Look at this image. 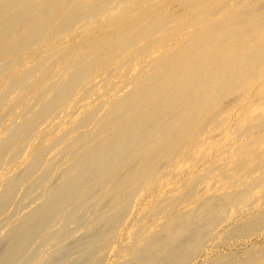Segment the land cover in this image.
<instances>
[{"label":"bare ground","instance_id":"1","mask_svg":"<svg viewBox=\"0 0 264 264\" xmlns=\"http://www.w3.org/2000/svg\"><path fill=\"white\" fill-rule=\"evenodd\" d=\"M39 1L24 0L23 4L30 3L29 14L18 12L20 20L14 17L13 25H26L27 17L39 10ZM173 3L179 5L180 12H171ZM67 12L56 25L60 27L55 36L85 32L102 19H107V32L99 30L103 36L96 41L85 42L81 37L84 48L80 54L65 55L62 63H50L55 52L38 53V62L26 68L2 94L3 103L13 105L16 94L27 91L35 81L44 83L45 75L55 71L53 80L49 84L46 80L45 88L35 89L24 110L2 129L0 168L21 157L35 131L49 127L55 115L69 113L73 118L70 131L76 135L67 140L57 134L42 151L37 149L41 152L33 159L28 158L18 176L5 179L8 183L0 194V227L6 225L0 236V264H16L38 247L35 255H42L45 264L52 263L54 256L64 248L67 251L72 234L71 241L81 240V249L74 251L72 260L90 257L103 241L121 230L138 198L159 178L172 183L192 165L196 175L188 177L185 192L176 194L173 189L175 194L154 209L164 220L156 237L144 236L154 225H144L146 232L140 227L131 232L137 249L122 264H183L199 248L203 236L223 221L224 213L246 214L254 203L257 215L241 229L248 233L258 229L264 222V0H80ZM125 21L136 22L124 28ZM47 25L44 20L27 25L31 37H24L26 45L43 41ZM8 65L0 64V76L7 75ZM2 115L0 118H5ZM47 154L46 172L24 188L13 217L5 210L7 201L42 167V156ZM207 158L212 162L203 165ZM58 163L61 170L55 168L61 178L56 185H48L47 171ZM184 180L180 181L184 184ZM201 191L207 195L202 203L195 209L179 210ZM32 202L38 204L37 210L25 211ZM54 215L64 220L63 228L54 234L67 244L62 241L63 246L46 253L54 238L46 229ZM200 222L203 225L194 230L193 225ZM242 263L264 264V246Z\"/></svg>","mask_w":264,"mask_h":264},{"label":"rangeland","instance_id":"2","mask_svg":"<svg viewBox=\"0 0 264 264\" xmlns=\"http://www.w3.org/2000/svg\"><path fill=\"white\" fill-rule=\"evenodd\" d=\"M12 1V2H11ZM28 1V0H27ZM41 3H38V6H39V10L37 9V12L39 15L37 16V13H35L33 16H28L27 17V23L26 25H13V21L15 20L14 17H16V20H20L19 18L22 16V14L25 16L27 14H29V7L30 6V3H26V4H23L24 3V0H0V15L3 16V17H0V21L2 22L0 24V64H3L4 63H9L8 65V69L6 70L7 72V75H4V74H1V79H0V116L2 115V113H4L5 115H2V116H5L0 118L2 119L1 120V123H0V139L3 140L4 138V134H5V130L7 129L8 125H10L11 121L14 120L16 117H18V115L21 113L22 110H24V108L27 106L28 102H29V99L30 97L33 95V93L35 92V89L36 90H39L40 88H45L46 85H47V82L49 84V82H51L53 80V77L55 76V71H52V72H48L46 75H45V79L46 80L44 81V83H39V81H35L33 82L32 84H30L31 86L27 89V91H24L22 93H19V94H16L15 95V102L13 103V105L11 103H3L5 101H3V96L2 95L3 93L5 92H8L9 89V85H12L14 82H16L19 78L18 77H21L23 75V73L26 71V68L28 69L31 64L33 63H36L38 62V59L37 57H40L39 54H52V53H56L54 58L52 59V61L50 63H62L64 62V59L66 56H70L71 54V57H73L75 54L81 52L80 49L84 48L82 44H80V41H82L81 37L84 36V39L85 42H89L90 41H96L98 39H100L103 35L102 34H99V30H101L103 33L107 32V19H102L98 22V24L96 25V27L94 28H90L88 29L87 31L84 32V30H81L79 31L78 33H75V34H72V35H69V36H66V37H58V36H55L57 35V30H59V27H56V25H58L59 21H60V18L61 19H64L66 17V14L68 13L67 10L71 7V6H76L80 0H40ZM39 1V2H40ZM43 1V2H42ZM46 1V2H45ZM49 1V2H48ZM55 1V2H54ZM6 2V3H5ZM9 2V3H8ZM19 2V3H18ZM22 2V3H21ZM59 2V3H58ZM73 2V3H72ZM50 3V4H48ZM71 3V4H70ZM15 4V5H14ZM22 4V5H21ZM54 4V5H53ZM14 5V6H13ZM19 5H20V8H19ZM27 5V6H26ZM44 5V6H43ZM2 6V7H1ZM13 6V8H12ZM24 6V7H23ZM52 6V7H51ZM58 6V7H57ZM48 7V8H47ZM66 7V8H65ZM179 7V5L177 3H173V5H171L170 7V10L172 13L174 12H180V8H177ZM19 8V9H18ZM56 8V9H55ZM61 8V9H60ZM65 8V9H64ZM9 9V10H8ZM11 9V11H10ZM13 9V10H12ZM55 9V10H54ZM7 10V12H5ZM23 10H26L25 12ZM44 10V11H43ZM15 11V12H14ZM5 12V13H3ZM13 12V13H11ZM19 12V14H17ZM22 12V13H21ZM46 12V13H45ZM44 13V15L42 14ZM5 14V15H4ZM17 14V15H16ZM49 16H48V15ZM52 14V16H51ZM56 14V15H55ZM61 14H65L63 16H61ZM153 13H148L147 16H151ZM10 15V16H9ZM12 15V16H11ZM54 15V16H53ZM19 18H18V17ZM35 16V17H34ZM41 18H40V17ZM60 16V17H59ZM37 17V18H36ZM58 17V18H57ZM64 17V18H63ZM2 18V19H1ZM10 18H12L10 20ZM14 18V19H13ZM30 18V19H29ZM55 18V19H54ZM57 19V20H56ZM59 19V20H58ZM7 20H8V23H7ZM13 20V21H12ZM34 22H39V21H47V23L49 25L46 26V32L45 33V37L43 38V41L41 40H37L36 42H33V43H30L28 45H26V40L25 38L27 39L28 36L31 37L30 33H29V30H28V26L29 24L31 23H34ZM38 20V21H37ZM53 20V21H52ZM139 21H141V19L139 18L138 19ZM29 21V22H28ZM58 21V22H56ZM106 21V22H104ZM12 24H11V23ZM21 22V21H20ZM51 22V23H50ZM133 22H136V21H133ZM133 22H128V21H125L123 22L122 24V27L125 28V24L128 26V25H131ZM128 23V24H127ZM6 24V25H5ZM8 24V25H7ZM10 24V26H9ZM51 24V25H50ZM4 25H5V28H4ZM6 26H7V29H6ZM26 26V27H25ZM126 26V27H127ZM17 27V29H15ZM19 27V28H18ZM23 27V29H22ZM10 28V29H9ZM54 28V30H53ZM98 28V29H97ZM4 29V30H2ZM20 29V30H19ZM95 29V30H94ZM6 30V31H5ZM17 31V32H16ZM93 31L95 33H93ZM5 32V33H4ZM12 32V33H11ZM16 32V33H15ZM25 32V33H23ZM48 32V33H47ZM11 33V34H10ZM14 33V34H13ZM54 33V35H53ZM93 33V34H92ZM3 34V35H2ZM19 34V35H18ZM21 34V35H20ZM27 34V35H26ZM77 34V35H76ZM80 36H79V35ZM92 34V35H91ZM14 35V36H13ZM26 35V36H25ZM9 36V37H8ZM18 36V37H17ZM88 38H87V37ZM4 37V39H3ZM25 37V38H24ZM70 37V39H68ZM98 37V38H97ZM6 38V39H5ZM65 38V39H64ZM76 38V39H75ZM93 38V39H92ZM20 39V40H19ZM23 39V40H22ZM46 39V40H45ZM49 41H48V40ZM59 39V40H58ZM79 39V40H78ZM15 40V41H14ZM30 40V38H29ZM63 40V42H62ZM69 40V41H68ZM76 40V41H75ZM2 41V42H1ZM5 41V42H4ZM7 41V42H6ZM12 43H10V42ZM46 41V42H45ZM52 43H51V42ZM20 42V43H19ZM42 42V43H41ZM57 42V43H56ZM18 45L17 47H15L16 45ZM36 43V44H35ZM50 43V45H49ZM59 43H60V46H59ZM7 44V45H6ZM14 44V46H13ZM25 44V45H24ZM58 46H56V45ZM62 44V45H61ZM64 44V45H63ZM66 44V45H65ZM74 44V45H72ZM10 45H11V48H10ZM47 45V46H46ZM52 45H54L52 47ZM9 46V48L7 47ZM25 48H24V47ZM32 46V47H31ZM35 46V47H34ZM42 46V47H41ZM50 46V47H49ZM63 46V47H62ZM65 46V47H64ZM68 48H67V47ZM73 46V48H71ZM14 47V49L16 48V50L12 49ZM22 47V49H20ZM29 47V48H28ZM34 47V49H33ZM53 48V49H52ZM64 48V49H63ZM78 48V49H77ZM19 51H18V50ZM28 49V50H27ZM36 49V50H35ZM39 49V50H38ZM72 49V50H71ZM45 50H47L45 52ZM51 50V51H50ZM79 50V51H78ZM10 51V52H8ZM12 51V53H11ZM62 51V52H61ZM75 51V52H74ZM4 52V54H2ZM8 52V54H7ZM20 52V53H19ZM31 52V53H30ZM36 52V53H34ZM43 52V53H41ZM65 52V53H64ZM22 53V55H21ZM39 53V54H38ZM62 53V54H61ZM45 54V55H46ZM80 54V53H79ZM21 55V56H20ZM31 57H30V56ZM66 55V56H65ZM9 56V57H8ZM19 56V57H18ZM28 56V57H27ZM60 56V57H59ZM34 57V58H33ZM2 59V60H1ZM11 59V60H10ZM13 59V60H12ZM29 59V60H28ZM37 59V60H36ZM58 59V60H57ZM60 59V60H59ZM33 60V61H32ZM8 61V62H7ZM10 61V62H9ZM36 61V62H35ZM59 61V62H57ZM25 62V63H23ZM30 62V63H29ZM15 65H14V64ZM21 65L23 67H21ZM20 66V67H19ZM13 68V69H11ZM16 68V69H15ZM20 68V69H18ZM25 70H24V69ZM19 70V71H18ZM24 70V71H22ZM15 71V72H14ZM19 72V73H17ZM22 74V75H21ZM50 74V75H49ZM4 75V76H3ZM52 75V76H51ZM10 77V78H9ZM3 79V80H2ZM6 80V81H5ZM9 83H7L8 81ZM14 81V82H12ZM6 82V83H5ZM46 82V83H45ZM11 83V84H10ZM45 85V87H44ZM3 86V87H2ZM7 87V88H6ZM3 89V90H2ZM5 91V92H4ZM28 92V93H27ZM33 92V93H32ZM25 93V94H24ZM32 93V94H31ZM19 95V96H18ZM25 96V97H24ZM23 97V98H22ZM27 98V99H26ZM18 99V100H17ZM24 99V100H23ZM20 100V101H19ZM28 100V102H27ZM19 101V102H18ZM22 101V102H21ZM27 102V103H26ZM7 104V105H6ZM12 105V106H11ZM23 105V106H22ZM26 105V106H25ZM2 106V107H1ZM6 108V109H5ZM3 110V111H2ZM13 111V112H12ZM9 112V114H8ZM17 113V114H16ZM8 114V115H7ZM10 115V116H9ZM12 115V116H11ZM10 117V118H9ZM57 115H55L53 118H52V121H51V125L47 128H44V130H42L41 128L37 129L33 135V138L29 141L28 145L26 146V148L24 149V152L22 153V156L21 157H17L14 161H12L10 164H6L4 165L2 168H0V194L2 191L5 190L4 188V185H6V183H8V181L16 176L19 175V173L23 170L25 164H26V161L28 160H31L30 157H35L36 156V153H40L49 143V140L52 138L55 139V138H58L60 137V135L62 137H65V139L67 138L68 139H71L70 137H73L74 133H72L70 131V122L71 120L73 119L72 116L69 114V113H62V114H59L58 117ZM62 117V118H61ZM65 117V118H64ZM12 118V119H11ZM68 118V120H67ZM5 119V120H4ZM67 120V121H66ZM60 121V122H59ZM66 121V122H65ZM57 124V125H56ZM61 124H64L63 126ZM62 126V127H59V126ZM68 125V126H67ZM2 126V127H1ZM5 126V127H4ZM59 128H57V127ZM72 127V126H71ZM55 129H58V130H54ZM65 128V130H64ZM2 129L4 131H2ZM50 129V130H49ZM49 130V131H48ZM52 130V131H51ZM54 130V131H53ZM59 130L61 132H59ZM69 130V131H68ZM48 133H47V132ZM57 131V132H56ZM39 132V133H38ZM45 132V133H44ZM63 132V133H62ZM68 132V134H67ZM71 132V133H70ZM45 135H44V134ZM50 133V134H49ZM66 133V134H65ZM38 134V135H37ZM53 134V135H52ZM57 134L58 137H57ZM65 134V135H64ZM42 135V136H41ZM56 135V136H55ZM64 135V136H63ZM49 136V137H48ZM40 137V138H39ZM46 137V138H45ZM39 138V139H37ZM42 139V140H40ZM2 140L0 141V143H2ZM47 140V141H46ZM244 143V142H243ZM1 145V144H0ZM32 145V146H30ZM37 145H43L42 147L40 146H37ZM46 145V146H45ZM2 146V145H1ZM0 146V148H1ZM44 147V148H43ZM33 148V149H32ZM42 148V150H41ZM40 149L41 151H38ZM29 151V152H28ZM35 151V152H34ZM8 152V151H7ZM32 152V153H31ZM35 153V154H33ZM33 154V155H32ZM25 156V157H24ZM27 156V158H26ZM43 158L41 159V163H42V167L43 169L39 168L37 170V172L34 174V175H31L29 176L28 179H26L24 181V183L18 188V190L16 191V194H13L14 197H12V199L8 200L6 205L7 207H5V210L7 213H10L12 216L15 215V211L16 210V207L18 206V204L21 202V197L23 196V193H24V188L29 186L31 184V182H35V180L37 181L39 179V177L42 176V174L44 172H46V169L48 167V160H49V157H50V154L48 155H45V156H42ZM47 158V160H45ZM24 159V160H23ZM44 159V160H43ZM28 160V161H29ZM23 161V162H22ZM47 161V162H46ZM212 162L210 159H205L204 160V163L203 165H207L208 163L210 164V162ZM45 162V163H44ZM20 163V164H19ZM23 163V164H22ZM47 165V166H46ZM22 166V168H21ZM7 169H5V168ZM54 167V168H53ZM52 169H48L47 172H49L48 174V185H56L58 183V181L60 180L59 178V174H60V171L58 173V169L56 168H59V170H61V165L60 163L56 164L55 166H53ZM56 167V168H55ZM191 167V168H190ZM195 165H192V166H189L185 169L184 173H181V175L179 177H177L176 179H174V182L172 183H166L164 181H162L160 178L161 181H159V179L156 181L155 185L150 189L148 190L146 193H144L141 197L138 198L137 200V203L133 209V212L129 218V220L122 226L121 230H119L118 232H116L114 234V236H112L110 239H107L105 241H103L104 243L101 244V250H99L100 248H98L95 252H92V254H90V257H84L78 261H75V260H72L74 259V251L75 252H78L81 247H80V244H81V240L77 241H71L73 239V234H72V238H69L67 241H69V244H67V241L64 242L66 239L64 238H60V237H56L54 234L55 230L56 232L60 231L64 225V220L63 218H60V220H58L59 216L57 215H54L51 219L53 220H50L49 221V226L51 227V224H53V226L50 228L48 227L47 230V233H50V234H54V238L52 239V243L50 244V246H48L47 249H45L46 253H49L52 248L54 247H59V246H63V245H66L67 248V251L68 249H70L67 253L64 251L66 248H64L62 250V253L61 254H58L56 256H54L53 260H52V263H48V264H122V263H126L130 257H132V254H135V251L137 248L134 247L133 245V240H132V236H133V233L137 230V228L140 227V229L143 231V232H146L147 230H145L147 227L146 226H149V227H152V225H154L153 228H151V230L149 229L147 231V233H145V237L146 239H152L151 236L153 238H155L156 236L154 234H157V229H158V226H160V224H162V222L164 221L163 218H161V215H155L157 212H154L159 206L160 204H163L164 201L166 200V198L170 195V194H175L174 192L176 191V194H183L185 192L184 188L185 186L187 185V182H188V177L190 176V174L192 175H196V172H195ZM18 169H20L18 171ZM40 170V171H39ZM45 170V171H44ZM51 170V171H50ZM17 171V173H16ZM43 171V172H42ZM54 171V172H53ZM9 172V173H8ZM39 172V173H38ZM42 172V174H41ZM56 172V173H55ZM188 173V174H187ZM10 174V175H9ZM5 175V176H4ZM36 175V176H35ZM40 175V176H38ZM8 176V177H7ZM52 176V177H51ZM187 176V177H186ZM33 177V178H32ZM36 177V179H35ZM38 177V178H37ZM57 177V178H56ZM3 178V179H2ZM184 178H186L187 180H184ZM8 180V181H5ZM30 179V180H29ZM35 179V180H34ZM51 179V180H50ZM55 179V180H53ZM184 180V184L182 181L180 180ZM29 180V181H27ZM3 181V182H2ZM56 181V182H54ZM177 181V182H176ZM28 182V183H26ZM52 182V183H51ZM160 182V183H159ZM182 182V183H181ZM5 183V184H4ZM50 183V184H49ZM159 183V184H158ZM157 184V185H156ZM161 184V185H160ZM179 186H178V185ZM183 184V186H182ZM181 186V187H180ZM177 187V189H176ZM184 187V188H183ZM173 189L175 191H173ZM180 191V192H179ZM199 192V193H196L194 198L192 200H190V202L185 205V207L179 209V210H183L186 209V210H190L191 208L192 209H195L199 203H202L203 200L206 199L207 195L205 194V192ZM221 192V190H220ZM158 196V198H157ZM197 197V198H196ZM162 198H165V199H162ZM1 199V198H0ZM202 201V202H201ZM19 202V203H18ZM157 204V205H156ZM255 204V205H254ZM253 204V207L249 209V211L246 213V214H242L238 211L235 212V214H237L236 216H233L232 212L230 213V216L228 215L229 212H226L224 213L225 215H227L226 217H224V215L221 217L222 220L224 221H221L220 220V223L217 225L216 229L211 230L209 234L207 235H204L202 240L200 241L199 243V248L193 252L190 256H189V261L186 260L187 262H184L183 264H243L242 263V260L247 257V255H251L254 251H256L258 248L264 246V222H260V224H262V226L259 224L258 229L256 228V230L252 231V232H249L246 230V231H242V227H244L246 225V223H248L247 221H250L254 219L255 215H257L256 213L258 212V207L256 205V203ZM34 205V206H32ZM37 205V206H36ZM197 205V206H196ZM256 206V207H255ZM15 207V208H14ZM37 207H38V204H36L35 202H32V203H29L28 205H26L25 207V211H35L37 210ZM154 207V208H153ZM28 210H27V209ZM257 208V209H256ZM155 209V210H154ZM149 210H151L153 213H150ZM230 210H232V208H230ZM234 210V209H233ZM232 210V211H233ZM146 211V212H145ZM149 212V213H148ZM234 212V211H233ZM250 212V213H249ZM143 213V214H142ZM146 214H148L146 216ZM242 214V215H241ZM255 214V215H254ZM145 215V216H144ZM151 215H155L154 218L152 216V219L151 220H148L150 218ZM240 215V216H239ZM244 215V216H243ZM247 217H246V216ZM56 216V218H55ZM144 216V217H143ZM158 216V217H157ZM250 218H249V217ZM254 216V217H252ZM14 217V216H13ZM143 217V218H142ZM228 217V218H227ZM58 218V219H57ZM146 218V219H145ZM148 218V219H147ZM231 218V219H230ZM235 218V219H234ZM57 219V220H55ZM156 219V220H155ZM163 221H162V220ZM249 219V220H248ZM161 220V221H160ZM55 221V222H54ZM147 221V222H145ZM150 221V222H149ZM155 221V222H154ZM159 221V222H158ZM228 222V223H227ZM232 222V223H231ZM62 224V226H60ZM154 223V224H153ZM225 223V224H224ZM243 223V224H242ZM55 224V225H54ZM57 224V225H56ZM147 224V225H146ZM150 224V225H149ZM157 224V226H156ZM236 224V225H235ZM146 225V226H144ZM203 224L200 223H196L195 225H193V228L194 230H199V228L202 226ZM220 225V226H219ZM244 225V226H243ZM249 224H247L246 226H248ZM6 225H2L0 227V236H3V234L6 232V227H4ZM60 226V227H59ZM138 226V227H137ZM197 226V227H196ZM54 227V228H53ZM50 228V229H49ZM135 229L134 231L132 229ZM156 228V230H155ZM74 229V228H73ZM260 229V230H259ZM45 230V231H46ZM155 230V231H154ZM252 230V229H251ZM44 231V233H45ZM53 231V232H52ZM97 232V230H95ZM150 231V232H149ZM152 231V232H151ZM260 231V232H259ZM3 232V233H2ZM133 232V233H131ZM215 232V233H214ZM244 232V233H242ZM259 232V233H257ZM43 233V234H44ZM151 233V235H150ZM236 233V234H235ZM252 233V234H251ZM46 234V233H45ZM99 234V233H98ZM261 234V235H260ZM77 235V234H76ZM148 235V236H147ZM150 235V236H149ZM191 235V234H190ZM189 235V236H190ZM211 235V236H210ZM260 235V236H258ZM207 236V237H206ZM56 237V239H55ZM74 237H75V234H74ZM144 237V238H145ZM192 236H190V239H191ZM186 238V237H185ZM206 238V239H205ZM131 239V241H130ZM187 239H189V237H187ZM186 239V240H187ZM245 239V240H244ZM55 240V241H54ZM57 240V241H56ZM112 240V241H111ZM115 240V241H114ZM129 240V241H128ZM63 241V243H62ZM71 241V243H70ZM205 241V242H204ZM244 241V242H243ZM76 242V244H74ZM80 242V243H79ZM110 242V243H108ZM144 242V241H142ZM187 242V241H186ZM56 243V244H55ZM114 243V244H113ZM132 243V244H131ZM63 244V245H62ZM73 244V246H72ZM105 244V245H104ZM208 244V245H207ZM76 245V246H75ZM207 245V246H206ZM109 246V247H108ZM74 247V248H72ZM109 248V249H107ZM135 248V249H134ZM36 249V247H35ZM49 249V250H48ZM75 249V250H73ZM77 249V250H76ZM113 249V250H112ZM127 249V250H126ZM140 249V248H139ZM34 250V249H33ZM33 250H30L31 253L29 252L28 255L25 257V258H21V261L19 260L16 264H45L42 259V255H35V253L37 252V254L39 253V250L40 248L38 247L37 250H34L35 252H33ZM73 250V252H72ZM106 250V251H105ZM48 251V252H47ZM98 251V252H97ZM104 251V252H102ZM109 251V252H107ZM205 251V252H204ZM253 251V252H252ZM102 252V253H101ZM131 252V253H130ZM94 253V254H93ZM96 253V255H95ZM40 254H42L40 252ZM70 254V255H69ZM75 254V253H74ZM130 254V255H129ZM68 255V256H67ZM92 255V256H91ZM30 256H32V258H29ZM39 258H37V257ZM59 258H58V257ZM28 257V258H27ZM65 257V259H64ZM225 257V258H224ZM27 258V260H26ZM34 258V259H33ZM36 258V259H35ZM68 258V259H67ZM90 258H93L92 260ZM23 259V260H22ZM32 259V260H31ZM39 259V260H38ZM63 259V260H62ZM94 260V261H93ZM127 260V261H126ZM27 261V262H26ZM30 261V263H29ZM35 261V262H34ZM37 261V262H36ZM60 261H62V263H59ZM67 261V262H66ZM83 261V262H81ZM126 261V262H124ZM66 262V263H65ZM72 262V263H70ZM165 262V263H164ZM241 262V263H240ZM47 264V263H46ZM132 264V263H130ZM161 264H168L167 261H162ZM173 264H178L173 262Z\"/></svg>","mask_w":264,"mask_h":264}]
</instances>
